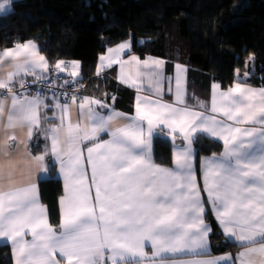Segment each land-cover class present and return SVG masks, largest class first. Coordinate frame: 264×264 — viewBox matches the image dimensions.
<instances>
[{"label": "snow or ice", "instance_id": "1", "mask_svg": "<svg viewBox=\"0 0 264 264\" xmlns=\"http://www.w3.org/2000/svg\"><path fill=\"white\" fill-rule=\"evenodd\" d=\"M12 3L0 0V11ZM131 46L109 48L97 74L119 65L120 81L137 91L134 114L78 96L79 61L50 69L32 40L0 50V238L10 242L14 264H264V86L242 82L237 69L227 90L214 84L210 102L193 95L190 105L185 66L165 77L163 60L121 59ZM52 71H68L64 84L77 87L51 96L29 89L31 76L52 91ZM165 80L172 102L163 99ZM157 133L172 139L171 167L155 162ZM201 136L222 142L219 154L200 159L202 184L193 147ZM34 140L44 141L37 154ZM48 158L64 179L58 227L39 195ZM206 203L226 243L241 249L235 255L211 254Z\"/></svg>", "mask_w": 264, "mask_h": 264}, {"label": "trees", "instance_id": "2", "mask_svg": "<svg viewBox=\"0 0 264 264\" xmlns=\"http://www.w3.org/2000/svg\"><path fill=\"white\" fill-rule=\"evenodd\" d=\"M129 38L134 53L164 59L169 73L176 63L186 66L189 104L195 103L193 95L210 102L213 83L232 86L237 69L242 82L264 86V0H13L11 9L0 13L1 49L33 40L52 67L60 60L79 61L76 79L84 96L111 101L115 109L133 114L137 91L118 80L117 66L97 74L100 56ZM250 55L254 60H248ZM177 141L183 143L180 137ZM194 145L202 184L200 159L219 154L222 142L201 136ZM173 152L172 139L157 133L155 162L172 166ZM63 192V181L51 165L49 177L39 181V193L54 227L61 223ZM206 206L211 254L235 255L240 248L226 243ZM0 264H14L10 242L0 243Z\"/></svg>", "mask_w": 264, "mask_h": 264}, {"label": "crops", "instance_id": "3", "mask_svg": "<svg viewBox=\"0 0 264 264\" xmlns=\"http://www.w3.org/2000/svg\"><path fill=\"white\" fill-rule=\"evenodd\" d=\"M11 7H12V4L6 9V10H3V11H0V13H5V12H7V11H9L10 9H11ZM33 41V40H32ZM126 41H131V48L130 49H127V50H125V52L123 53V55L121 56V59H123V60H127L128 59V57L129 56H132V55H135V56H138L141 60H144V59H147V58H149V57H151V58H155V59H160V60H163V61H165L164 59H162V58H159V57H155V56H152V55H147V56H145V57H141L140 55H138V54H136V53H134L133 52V42H132V39L131 38H129V39H127V40H124V41H122V42H120V43H118V44H116V45H113V46H111V47H109V48H115V47H117L119 44H121V43H123V42H126ZM35 42V41H34ZM35 43H37V42H35ZM38 44V43H37ZM38 46H39V44H38ZM13 47V46H12ZM11 48V47H10ZM108 48V49H109ZM6 49V48H5ZM107 49V50H108ZM0 50H3V49H1L0 48ZM39 50H40V47H39ZM107 50H106V52L105 53H103L102 55H107ZM40 53L42 54V55H44L45 56V54L43 53V52H41V50H40ZM101 55V56H102ZM46 57V56H45ZM46 59H47V57H46ZM47 61H48V59H47ZM48 63H49V61H48ZM100 59H99V64H98V67H99V65H100ZM177 64H179V65H183V64H180V63H176L175 64V66L177 65ZM117 66V78H118V80L120 81V79H119V75H120V68H119V65H117V64H113V66ZM174 66V70L172 71V72H167V69H166V61H165V63H164V65H163V72H164V76L165 77H172V78H174L175 77V74H176V67ZM183 66H185V65H183ZM49 67H52V65L49 63ZM185 68H186V66H185ZM105 69V68H104ZM187 69V68H186ZM70 70V69H69ZM126 71H128L127 69H126ZM62 73H64L65 75H67V76H69L68 75V71H65V72H62ZM185 75V77H186V88H187V71H186V73L184 74ZM70 77V76H69ZM28 79H32V77L31 76H29L28 77ZM121 82V81H120ZM122 83V82H121ZM123 84H125V83H123ZM214 84H218V83H213V85ZM126 85H128V84H126ZM213 85H212V88H211V95H212V92H213ZM249 85V84H248ZM128 86H130V85H128ZM251 86V85H250ZM131 87V86H130ZM173 87H174V79H173ZM251 87H253V88H260V87H254V86H251ZM133 88V87H132ZM167 88H168V82H167V80H165V83H164V89H165V91H164V95H163V99L165 100V101H168V102H172L173 100H174V95H173V93H169L168 91H167ZM135 89V88H134ZM228 89V88H227ZM227 89H223L222 87L220 88V90H227ZM187 93H188V91H187ZM48 96H51V95H48ZM86 96H89V95H86ZM89 97H92V96H89ZM94 98V97H93ZM63 102V101H62ZM187 102H188V95H187ZM108 104H112L111 103V101L109 102H107ZM189 103V102H188ZM191 105V104H190ZM112 106V105H111ZM113 107V106H112ZM117 110V109H116ZM105 111H107V110H105ZM119 111V110H118ZM134 114V113H133ZM49 115H51V113H49ZM72 115H73V118L75 119L76 118V111H75V109H73V112H72ZM100 139L101 140H107V139H109V135L107 134V133H101V135H100ZM153 141H154V137H153ZM43 145H44V141L43 140H41L40 141V144H39V147H37L36 146V143H35V140H34V142L32 143V145H30V147H31V150H32V152L34 153V154H37V153H39V152H41L42 150H43ZM208 156H211V155H208ZM49 159V172H48V174L47 175H42L41 176V178H40V180L41 179H43V178H45V177H49V175H50V168H51V165H54V167L56 168V173H57V175L59 176V177H61V179H62V181H63V185H64V179H63V176L59 173V168H58V164L54 161V159H52V158H48ZM198 172L196 171V175H197V179H198V181H199V178H198V174H197ZM200 173H201V170H200ZM201 178H202V176H201ZM39 195H40V193H39ZM65 195V189H64V192H63V195L61 196V197H63ZM60 200H61V198H60ZM40 201H41V199H40ZM41 203H42V201H41ZM43 204V203H42ZM43 205H45V204H43ZM46 206V205H45ZM60 206H61V203H60ZM47 208V207H46ZM206 209H207V206H206ZM214 214V213H213ZM47 218H48V222L50 223V221H49V216H48V211H47ZM61 220H62V208H61ZM205 220H206V217H205ZM206 222H207V220H206ZM208 223V222H207ZM51 224V223H50ZM54 227V226H53ZM221 229V228H220ZM222 232V231H221ZM209 239H210V237H209ZM9 242V241H8ZM147 251H151V248L150 247H148L147 249H146ZM241 250V249H240ZM240 250H238L237 252H239ZM236 252V253H237ZM226 253H231V254H233L232 252H225V253H221V254H212L213 256H218V255H223V254H226ZM234 255V254H233ZM57 258H59V256L57 257ZM62 264H63V262H62ZM223 264H226V262H223Z\"/></svg>", "mask_w": 264, "mask_h": 264}, {"label": "built area", "instance_id": "4", "mask_svg": "<svg viewBox=\"0 0 264 264\" xmlns=\"http://www.w3.org/2000/svg\"><path fill=\"white\" fill-rule=\"evenodd\" d=\"M52 80H55L56 85H57L54 89H52V91H48L47 88L42 84H39V83L35 85L31 84V79H28L29 81L28 87L32 92H35L36 90H40L46 93L47 95H52L53 91L56 92L57 94L64 93V92L71 93L77 87V85L73 83L64 84V81L71 80V77H68L61 72L56 73L55 71H52L49 76L48 83H51ZM61 85H63V87H61ZM77 95L84 96L82 88H79ZM61 99L63 100L64 98L61 97Z\"/></svg>", "mask_w": 264, "mask_h": 264}, {"label": "rangeland", "instance_id": "5", "mask_svg": "<svg viewBox=\"0 0 264 264\" xmlns=\"http://www.w3.org/2000/svg\"><path fill=\"white\" fill-rule=\"evenodd\" d=\"M74 61H76V60H74ZM71 62V61H70ZM180 64H182V63H180ZM52 67H50V69H51ZM63 101V100H62ZM106 103L108 102V100H104ZM112 103V102H111ZM109 105H112V104H109ZM176 143L177 144H180L177 140H176ZM193 147L195 148V145H193ZM196 150V149H195ZM168 167H171V166H168ZM198 174V173H197ZM2 242H8V241H6L5 239H3V238H0V243H2Z\"/></svg>", "mask_w": 264, "mask_h": 264}]
</instances>
